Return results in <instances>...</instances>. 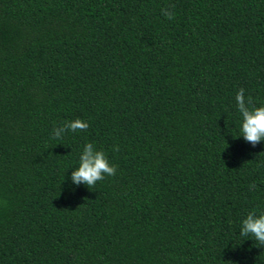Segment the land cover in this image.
Returning <instances> with one entry per match:
<instances>
[{
	"label": "trees",
	"instance_id": "1",
	"mask_svg": "<svg viewBox=\"0 0 264 264\" xmlns=\"http://www.w3.org/2000/svg\"><path fill=\"white\" fill-rule=\"evenodd\" d=\"M241 88L264 105V0H0V264H264Z\"/></svg>",
	"mask_w": 264,
	"mask_h": 264
},
{
	"label": "clouds",
	"instance_id": "2",
	"mask_svg": "<svg viewBox=\"0 0 264 264\" xmlns=\"http://www.w3.org/2000/svg\"><path fill=\"white\" fill-rule=\"evenodd\" d=\"M161 11L167 19L175 18V13L169 11L168 8ZM235 101L242 117L240 135L236 138L242 135L246 141L256 145L264 140V105L255 106L251 96L246 99L243 88L237 92ZM88 128L87 121L77 118L66 121L60 127H55L53 136L59 139L68 131H87ZM114 151H119V145L114 146ZM116 171V166L109 162L104 151L97 149L93 143L89 142L85 144L80 154L79 166L72 171L71 180L76 185L84 184L94 189L98 181H103L106 176H115ZM250 187H255V185ZM240 235L245 238L251 237L255 246L264 247V213L258 215L255 211H250L242 221Z\"/></svg>",
	"mask_w": 264,
	"mask_h": 264
}]
</instances>
